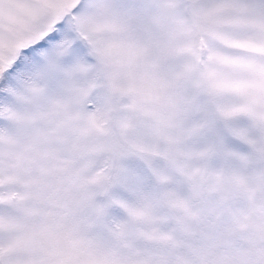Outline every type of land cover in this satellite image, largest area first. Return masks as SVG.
<instances>
[{
  "label": "snow or ice",
  "instance_id": "6c2138e0",
  "mask_svg": "<svg viewBox=\"0 0 264 264\" xmlns=\"http://www.w3.org/2000/svg\"><path fill=\"white\" fill-rule=\"evenodd\" d=\"M0 264H264V0H0Z\"/></svg>",
  "mask_w": 264,
  "mask_h": 264
}]
</instances>
